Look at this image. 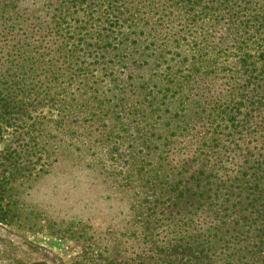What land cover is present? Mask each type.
<instances>
[{
	"label": "trees",
	"instance_id": "1",
	"mask_svg": "<svg viewBox=\"0 0 264 264\" xmlns=\"http://www.w3.org/2000/svg\"><path fill=\"white\" fill-rule=\"evenodd\" d=\"M23 1L0 0V221L62 158L122 176L139 264L221 243L227 264H264V0Z\"/></svg>",
	"mask_w": 264,
	"mask_h": 264
},
{
	"label": "rangeland",
	"instance_id": "2",
	"mask_svg": "<svg viewBox=\"0 0 264 264\" xmlns=\"http://www.w3.org/2000/svg\"><path fill=\"white\" fill-rule=\"evenodd\" d=\"M31 2L24 0L23 4L31 7ZM77 131L79 134L84 131L83 123ZM90 136L99 137L95 131ZM82 140L79 137L78 142ZM90 159L105 170L123 173L130 168L127 158L115 162L110 155L100 153ZM103 171L100 167L88 168L60 158L49 173L29 180L26 187H21L24 191L17 216L9 224L0 221V235L10 241L0 245V250L5 256L16 254L30 260L29 251L21 246L20 240L7 237L5 231H9L25 237L38 248L34 250L35 259L43 258L38 251H45L49 264H139L150 249L147 242L150 237L131 209L122 176H108ZM203 221L194 220L192 228L204 229L207 223ZM173 229L164 223L155 231L158 236L151 240L156 239L159 247H167ZM227 232L225 229L224 234ZM224 247L221 243L212 250H203L196 245L177 244L155 256L152 263L227 264ZM79 255L82 258L77 260ZM232 264L238 262L234 260Z\"/></svg>",
	"mask_w": 264,
	"mask_h": 264
},
{
	"label": "crops",
	"instance_id": "3",
	"mask_svg": "<svg viewBox=\"0 0 264 264\" xmlns=\"http://www.w3.org/2000/svg\"><path fill=\"white\" fill-rule=\"evenodd\" d=\"M7 237L16 238L22 247L25 248L26 251H29L30 260H25L21 257L16 256V254H11L10 256H5L4 251L0 250V264H49L48 254L43 250L38 251L43 258L35 259L34 258V250H37L35 246H33L26 238L21 237L18 234L13 232L5 231ZM4 236L0 235V245H5V243H9L10 241L5 240ZM20 246V245H19ZM21 250V248H20ZM18 254V253H17Z\"/></svg>",
	"mask_w": 264,
	"mask_h": 264
}]
</instances>
